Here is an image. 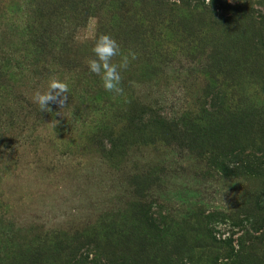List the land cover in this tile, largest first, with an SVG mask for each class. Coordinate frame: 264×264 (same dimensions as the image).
<instances>
[{
    "label": "rangeland",
    "instance_id": "374dc122",
    "mask_svg": "<svg viewBox=\"0 0 264 264\" xmlns=\"http://www.w3.org/2000/svg\"><path fill=\"white\" fill-rule=\"evenodd\" d=\"M0 61V264L17 229L39 264H264V0H0Z\"/></svg>",
    "mask_w": 264,
    "mask_h": 264
},
{
    "label": "clouds",
    "instance_id": "9594fccd",
    "mask_svg": "<svg viewBox=\"0 0 264 264\" xmlns=\"http://www.w3.org/2000/svg\"><path fill=\"white\" fill-rule=\"evenodd\" d=\"M94 58L87 61L90 73L95 74L102 81L103 88L112 93H120L121 71L128 67V56H122L121 61L113 63V58L121 55L118 42L109 34H100L91 49ZM134 58V55H133ZM68 85L56 78H51L45 90H38L33 96V102L41 112H52L51 104L55 103L64 108L68 100ZM60 114V113H56Z\"/></svg>",
    "mask_w": 264,
    "mask_h": 264
},
{
    "label": "trees",
    "instance_id": "16d2710c",
    "mask_svg": "<svg viewBox=\"0 0 264 264\" xmlns=\"http://www.w3.org/2000/svg\"><path fill=\"white\" fill-rule=\"evenodd\" d=\"M44 39L48 40L50 45L55 46L54 45V41L52 40L51 36L50 37H46ZM51 48H52V50L54 49L53 47H51ZM27 50L28 49H25V51H27ZM8 64H9V62H5L4 64L3 63L1 64V61H0V78H4V80L8 79V77H6L7 76L6 75L7 71L3 72L6 69L8 70V68H9ZM2 82H0V87L4 86V84ZM131 112L133 113L134 110L131 109ZM83 113H86V112L84 111ZM112 147L114 148V151L116 152V149H117L116 147H120V145H118V146L111 145V148ZM113 148H112L111 151L109 150L110 151V156L113 155V153H114ZM243 158H244V160H242ZM243 158L241 157V159H240V160H242V161H240V165H242V163L245 162L247 167H251L252 169L253 168L262 169L264 167V162L262 161V158L261 159L260 158L257 159L255 157H251V158L245 159L246 156L243 157ZM245 160H247V161H245ZM15 229H17V228H15ZM9 231L10 232L12 231V232L8 233ZM4 232L5 233H3V232L1 233V237L3 238V236H5V235L11 237V239L9 240V243H8V247H9L8 249L10 251H11V249L15 250L17 255L19 257H21V259H22V263L21 264H39V261H40V258H41V253L35 252L34 254H31L32 251L29 248L28 241L25 238H22V237L18 236V232H19L18 229H17V232H13V230H4ZM26 232H27V234L32 235V231L31 232L26 231ZM0 241H1L0 245H2V240H0ZM18 247L20 249H18ZM21 247H23L24 249L22 250ZM81 256H82V254L80 255L79 259L78 258H77V260L75 259V264H80ZM83 259H85V258H83Z\"/></svg>",
    "mask_w": 264,
    "mask_h": 264
}]
</instances>
